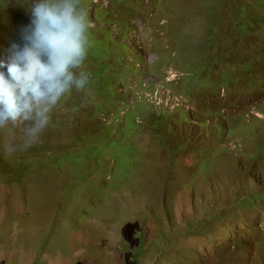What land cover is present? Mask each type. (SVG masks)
<instances>
[{
  "label": "rangeland",
  "instance_id": "1",
  "mask_svg": "<svg viewBox=\"0 0 264 264\" xmlns=\"http://www.w3.org/2000/svg\"><path fill=\"white\" fill-rule=\"evenodd\" d=\"M80 2L89 47L106 31L112 65L139 70L114 76L86 55V84L61 98L36 139L27 142L32 121L0 127V264H264V7ZM17 3L0 0V50L18 40L6 9ZM242 11L252 21L243 36ZM213 28L236 57L225 60L219 45L210 74L243 64L250 87L228 91L222 80L200 94L202 82L185 80L206 65ZM108 73L118 84L112 109L99 96Z\"/></svg>",
  "mask_w": 264,
  "mask_h": 264
},
{
  "label": "clouds",
  "instance_id": "2",
  "mask_svg": "<svg viewBox=\"0 0 264 264\" xmlns=\"http://www.w3.org/2000/svg\"><path fill=\"white\" fill-rule=\"evenodd\" d=\"M90 26L80 0H31L19 39L0 50V127L32 121L31 142L49 124L61 98L86 84L88 76L79 68Z\"/></svg>",
  "mask_w": 264,
  "mask_h": 264
},
{
  "label": "trees",
  "instance_id": "3",
  "mask_svg": "<svg viewBox=\"0 0 264 264\" xmlns=\"http://www.w3.org/2000/svg\"><path fill=\"white\" fill-rule=\"evenodd\" d=\"M215 3H216V1H215ZM256 3H258L259 5L264 7V0H256ZM216 5L217 6H214V9L211 10V12L208 13L209 16H211V17L213 16V20L214 21L218 17L217 15H218L219 10H220V9H218L219 8V4L216 3ZM9 7L10 6L8 5L7 8H6L7 12L13 13L14 18H15L14 20L12 19V25H14L13 27H16L15 29L19 30V27L21 25L27 24L29 22V19H30V6L28 5V1L27 0H22V1L18 0V3L13 8V10H10ZM237 8H238V5L236 4V6H235V8L233 10V14L237 10ZM236 12L234 14L235 17H237L236 16ZM8 16H9V14L7 13V17ZM116 20H118V19H116ZM234 24L237 26L238 30L240 31L241 36L245 35L246 33H248L249 31L252 30V21L250 20L249 17H244V12L242 13V20L238 21L237 19H235L234 20ZM214 29L215 28L212 29V32L210 33V39H208V41H210V43L215 42V45H214L215 47L213 49H211L210 52H207V51L203 50L204 55L202 57V60L204 62H206V65H202V66H199L197 68H193V70L191 72V75H189L185 80L186 81H196L197 80V81L202 82V83L198 84V85H200L199 88H201L200 94H206L207 92L212 91L213 88H216V87L220 88L219 83L222 82V80H225V84L226 85H225L224 89H227L228 91L236 90L237 83L239 81H241L243 83L244 87H246V88L250 87V85H249L250 84V82H249L250 76H248V81L246 82V77L244 75V74H249L250 70L247 68L246 65H243V64H239V63H238V65L227 64V67L223 66V71L216 78H213V76L210 74V70H209L210 66L208 67V65L210 63L214 62V59L217 58L216 56H217L218 53L221 56L224 52H226L228 57L225 60L233 58L232 62H234V58L236 57V54L232 53V51H230L229 47L224 46L218 40L214 39L215 38ZM9 30H11V29H9ZM91 30L94 31V28H91ZM101 33H102L103 36L106 37V40L109 39L113 43L115 42L114 40H112V38H113L112 35L110 37L106 36V31H103ZM16 39H19V35L17 36ZM106 40L105 39H102V40L100 39V44L102 46H99V45L97 46L98 43H94L91 47L88 48L87 55L88 56H97L98 57L97 63L100 62L98 64L99 66L107 65L108 67L115 69L114 71H115L116 74L114 76H119V74L125 73L124 74L125 77L129 76V78H131L132 70H135V71L137 70L138 71L139 69L136 68V66H134L133 63H129V62L126 64V66H125L126 68L125 69H124V65L123 64L120 65L119 68L116 67V64H115V67H114L112 65V62H113L114 59L112 61L110 60V58L108 57L107 50H109V48L113 49L115 46L113 44H109V46L108 45L106 46V44H108V41H106ZM219 45H221L222 47L219 46ZM218 46L220 47V52L215 53L217 51V47ZM223 47H226V48H223ZM233 47H234V43H233ZM102 50H104L103 53H102ZM131 53H132V51H129L128 55L125 54V57L128 58V60L131 59L130 58L131 57ZM115 60L117 62V59H115ZM222 61L224 62V60H222ZM214 65H218V62H214L212 67ZM101 81L103 83H107V84L110 85L109 87L105 88L106 92H104L103 95H99V96L105 98L104 105H106V107H108L110 109H112L114 107H117L118 103L116 102L115 97H116V94L118 92L117 91L118 84H116V81L114 80L113 76L111 74H109V73H108V76H106V78L102 77ZM123 82H126V81H124V79H123ZM112 88H114V92H115V94H113V95L110 94V92L112 91ZM114 112L116 114L117 110H114ZM132 151H133V149L130 148L129 152H132ZM109 152H111V151H109ZM113 153H114V156H116V157L123 156V155H121V154H119L117 152H113ZM116 157H113V161L115 162V164L117 163V158ZM114 167L115 166H113V169H114Z\"/></svg>",
  "mask_w": 264,
  "mask_h": 264
}]
</instances>
